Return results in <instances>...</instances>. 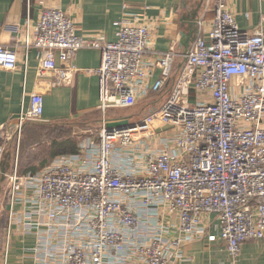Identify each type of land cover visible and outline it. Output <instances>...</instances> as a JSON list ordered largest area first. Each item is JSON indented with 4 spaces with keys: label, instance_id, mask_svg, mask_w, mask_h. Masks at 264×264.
Instances as JSON below:
<instances>
[{
    "label": "built area",
    "instance_id": "obj_1",
    "mask_svg": "<svg viewBox=\"0 0 264 264\" xmlns=\"http://www.w3.org/2000/svg\"><path fill=\"white\" fill-rule=\"evenodd\" d=\"M115 26V40L99 32L82 36L63 9L42 7L35 37L25 42L26 55L35 46L41 56L18 135L27 121L42 119L44 94L58 82L56 72L64 83L71 81L73 58L84 46L101 51L98 109L104 114L160 95L180 61L179 74L167 96L142 116L112 125L104 119L98 141L25 175L15 161L4 264L24 185L33 188V208L49 219L30 223L52 225L65 237V264H113L129 257L140 264H180L184 244L205 233L209 240H224L236 263L244 241L264 238V32L240 27L226 0H214L208 35L198 36L187 52L175 46L153 50L146 24L118 19ZM154 53L155 60L146 59ZM17 65L16 48L0 38V67ZM156 119L179 128L176 150L137 149L138 142L131 155L132 142L151 134ZM119 148L127 154L120 168ZM210 213L220 221L217 234L207 232Z\"/></svg>",
    "mask_w": 264,
    "mask_h": 264
},
{
    "label": "crops",
    "instance_id": "obj_2",
    "mask_svg": "<svg viewBox=\"0 0 264 264\" xmlns=\"http://www.w3.org/2000/svg\"><path fill=\"white\" fill-rule=\"evenodd\" d=\"M226 1L240 27L248 30L261 28L264 32V0ZM43 6L59 7L67 12L74 22L76 32L82 36L90 37L94 32H99L109 40H115V21L118 19H126L134 24H146L150 31L152 49L156 51L168 50L175 46L179 51L187 52L198 36L208 35L214 17V0H0V38L14 46L18 54L16 68L0 67V234L3 227L5 230L10 215L9 175L15 164L13 147L18 135L19 114L22 108L29 104L30 94L36 86L41 56L35 46H30L26 55L25 42L27 39L31 42L34 39ZM14 24L18 25V29H12ZM156 54H147L146 59L155 60ZM56 59L57 65L60 66L59 57ZM101 59V51L98 48H80L73 58L77 69L71 72V81L64 83L60 70L56 72L58 82L45 92L44 113L42 119L36 122L66 124L82 120L99 110L97 68ZM179 62L160 95L140 97L134 105L139 106L143 114L167 96L175 77L179 74ZM159 74L160 70L157 69L149 77V85ZM119 109L121 108L108 109L105 114L99 111L108 119L109 124H124L130 121L124 115L118 114ZM153 123L154 131L151 134H142L141 139L132 142L131 155L135 152L138 142L141 145H138L137 149L154 146L161 150H176V134L180 132L179 128L166 125L158 119ZM90 140L87 136L78 146L83 147ZM119 149L115 165L120 168L124 165L122 160L127 159V154L123 148ZM20 166L18 163L20 174L34 171L27 168V165ZM32 192V186L24 185L15 202L13 211L17 219L7 264H65V254L61 248L65 237L58 236L57 229L52 225L30 223L49 220L44 212L33 208L35 195L32 196ZM219 222L215 213L209 214L206 222L208 234L219 233ZM174 233L180 234V230L177 228ZM3 250L4 247L1 246L0 264H4ZM183 251L184 258L180 264H264V238L244 241L236 263H232L225 241L221 238L209 240L207 233L201 238L186 242ZM134 261L135 258L129 257L126 261L113 264H140Z\"/></svg>",
    "mask_w": 264,
    "mask_h": 264
},
{
    "label": "rangeland",
    "instance_id": "obj_3",
    "mask_svg": "<svg viewBox=\"0 0 264 264\" xmlns=\"http://www.w3.org/2000/svg\"><path fill=\"white\" fill-rule=\"evenodd\" d=\"M118 112L130 120L140 117L144 113L139 106L121 108ZM104 119L102 113L96 110L82 120L67 122L66 124L31 121L23 127L21 134L17 135L13 147L15 161L17 160L19 166L27 165V168L35 169L44 166L55 156V154L51 155L50 152L60 146V143L62 145L74 142L78 144L87 136L92 141H98V131L102 128ZM35 125L37 127H33ZM60 127L64 129V132L61 131ZM53 140H58V143H52ZM4 240L3 227L0 234V249L1 246L2 248L5 247Z\"/></svg>",
    "mask_w": 264,
    "mask_h": 264
},
{
    "label": "trees",
    "instance_id": "obj_4",
    "mask_svg": "<svg viewBox=\"0 0 264 264\" xmlns=\"http://www.w3.org/2000/svg\"><path fill=\"white\" fill-rule=\"evenodd\" d=\"M60 128H61V131L64 132V129L62 127H60ZM52 143H58V140H53ZM79 148L80 147L78 146V144L74 142V143H70V144H65V145L58 146L57 148H55L54 150H52L50 152V154L51 155H53V154L59 155V154H62V153L77 152L79 150ZM39 168H35V169H32V170L35 171V170H37Z\"/></svg>",
    "mask_w": 264,
    "mask_h": 264
},
{
    "label": "water",
    "instance_id": "obj_5",
    "mask_svg": "<svg viewBox=\"0 0 264 264\" xmlns=\"http://www.w3.org/2000/svg\"><path fill=\"white\" fill-rule=\"evenodd\" d=\"M29 122H31V121H27L26 124L29 123ZM114 124H122V123H114ZM111 125H112V124H111Z\"/></svg>",
    "mask_w": 264,
    "mask_h": 264
}]
</instances>
